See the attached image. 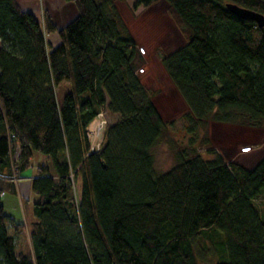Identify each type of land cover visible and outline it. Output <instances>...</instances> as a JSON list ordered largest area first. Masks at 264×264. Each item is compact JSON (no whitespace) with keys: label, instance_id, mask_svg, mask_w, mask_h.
Here are the masks:
<instances>
[{"label":"trees","instance_id":"1","mask_svg":"<svg viewBox=\"0 0 264 264\" xmlns=\"http://www.w3.org/2000/svg\"><path fill=\"white\" fill-rule=\"evenodd\" d=\"M65 1L77 14L58 27L0 0V192L41 153L27 228L0 195V264H200L206 250L216 264H264V155L247 168L198 136L207 121L264 122V25L227 7L264 15V0H163L185 43L160 60L191 134L166 171L153 148L169 124L116 0ZM102 110L112 118L91 152L86 128Z\"/></svg>","mask_w":264,"mask_h":264},{"label":"rangeland","instance_id":"2","mask_svg":"<svg viewBox=\"0 0 264 264\" xmlns=\"http://www.w3.org/2000/svg\"><path fill=\"white\" fill-rule=\"evenodd\" d=\"M47 1L49 0H39L37 8H33L41 23L47 13L45 5H50ZM135 1L116 0L115 5L142 55L138 68L140 79L153 91L152 101L163 120L169 124L163 138L153 148L156 169L166 171L175 163L174 151L187 144L191 134L188 133L183 119L187 105L162 65L160 55L183 45L185 37L168 12L165 1L159 0L149 7L140 5L134 8ZM49 10L51 15L49 13L48 15L55 19V11H51V8ZM104 112L106 122L109 124L112 116ZM198 136L211 145L226 161H235L247 168L254 166L264 155V122L260 127H254L207 121L199 130ZM200 151L206 158L209 157L205 147ZM33 154L31 164L37 165L41 160V153L35 151ZM26 174L27 171L23 176ZM17 182L16 180L15 183ZM24 184L20 183V185ZM29 194L27 202L21 199L23 208L20 209L25 215L31 214L32 202L35 198L32 191ZM26 220L28 224L29 220ZM23 224L27 228V224L25 225V222ZM216 260V254L212 250H206L203 257H200V264H216Z\"/></svg>","mask_w":264,"mask_h":264},{"label":"crops","instance_id":"3","mask_svg":"<svg viewBox=\"0 0 264 264\" xmlns=\"http://www.w3.org/2000/svg\"><path fill=\"white\" fill-rule=\"evenodd\" d=\"M38 1L39 0H17L18 4L21 6L23 10L29 11L33 14H35L33 8H37ZM49 1H47V3H50V5L48 6L52 9L51 11H55V16H56V18L55 19L52 18V20L58 27L65 25L69 20H71L73 17L76 16L77 11L75 9V6L71 2L65 0H49ZM48 6L45 5L46 7L45 9L47 13L51 15V12L49 10L50 8ZM47 40L52 46H56L59 42L58 34L57 33L49 34L47 36ZM37 165L31 164V167L26 170L28 174L24 175L23 178L16 183V191L14 193L6 192L5 195L2 197V204L6 216L12 218L16 223L23 224L25 222L26 225L27 224L26 219L29 220L28 223L33 220L32 210L30 212L31 214L25 215V213H23L20 208H23L21 199L22 198L27 199L28 194L30 193V191H32L31 179L34 176L35 168ZM20 183H25V184L20 185Z\"/></svg>","mask_w":264,"mask_h":264},{"label":"built area","instance_id":"4","mask_svg":"<svg viewBox=\"0 0 264 264\" xmlns=\"http://www.w3.org/2000/svg\"><path fill=\"white\" fill-rule=\"evenodd\" d=\"M35 14L36 11L34 10ZM37 17V15H35ZM108 123L106 122L105 112L102 110L100 111L97 116L91 121V123L86 128V136L88 138L90 144V151L96 152L101 148L103 139H104V132L106 130ZM96 141H98L96 143ZM23 178V174H14L11 176L12 181H19ZM1 196L5 195L4 191L0 192Z\"/></svg>","mask_w":264,"mask_h":264},{"label":"water","instance_id":"5","mask_svg":"<svg viewBox=\"0 0 264 264\" xmlns=\"http://www.w3.org/2000/svg\"><path fill=\"white\" fill-rule=\"evenodd\" d=\"M227 7L236 15L246 18V19H252L255 20L259 26L264 25V15L259 12H255L246 8H243L241 6H238L236 4L228 3Z\"/></svg>","mask_w":264,"mask_h":264}]
</instances>
